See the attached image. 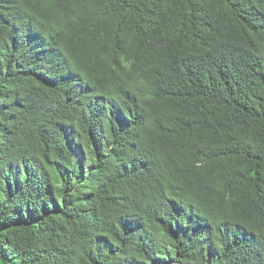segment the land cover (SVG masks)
Returning a JSON list of instances; mask_svg holds the SVG:
<instances>
[{
    "label": "trees",
    "instance_id": "16d2710c",
    "mask_svg": "<svg viewBox=\"0 0 264 264\" xmlns=\"http://www.w3.org/2000/svg\"><path fill=\"white\" fill-rule=\"evenodd\" d=\"M0 0V264H264V0Z\"/></svg>",
    "mask_w": 264,
    "mask_h": 264
},
{
    "label": "rangeland",
    "instance_id": "374dc122",
    "mask_svg": "<svg viewBox=\"0 0 264 264\" xmlns=\"http://www.w3.org/2000/svg\"><path fill=\"white\" fill-rule=\"evenodd\" d=\"M41 2H42L43 4H50V2L47 1V0H41Z\"/></svg>",
    "mask_w": 264,
    "mask_h": 264
}]
</instances>
